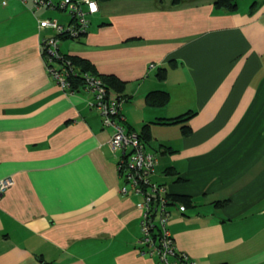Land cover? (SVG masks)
Returning a JSON list of instances; mask_svg holds the SVG:
<instances>
[{"label": "crops", "instance_id": "0c3cea01", "mask_svg": "<svg viewBox=\"0 0 264 264\" xmlns=\"http://www.w3.org/2000/svg\"><path fill=\"white\" fill-rule=\"evenodd\" d=\"M95 1L86 32L58 52L118 79L108 96L122 99L126 129L148 124L176 249L196 264H264V0L232 13L214 0ZM46 18L71 20L0 0V178L13 179L0 197V264H162L139 251L141 196L119 191L93 95L47 73ZM151 91L167 103L148 105Z\"/></svg>", "mask_w": 264, "mask_h": 264}, {"label": "built area", "instance_id": "2783aa9c", "mask_svg": "<svg viewBox=\"0 0 264 264\" xmlns=\"http://www.w3.org/2000/svg\"><path fill=\"white\" fill-rule=\"evenodd\" d=\"M25 2L26 0H21ZM33 7L45 6L59 8L69 13L71 20L67 25L56 19L46 18L38 21L39 28L52 29L53 35L42 39V54L47 73L63 90L71 91L69 78L73 70L56 61L59 58L57 35L77 38L88 28V16L98 10L95 0H31ZM83 90L93 95L89 106L98 111L102 125L111 129L109 144L118 152L116 170L122 183L121 193H134L141 196L140 252L155 256L162 264H196L185 253L178 251L166 223L170 216L169 197L163 184L153 180L152 175L157 163L156 155L148 151L138 134L126 129L121 123V98H110L103 82L95 76L83 75ZM13 185L11 177L0 178V197ZM183 211L185 207L179 206Z\"/></svg>", "mask_w": 264, "mask_h": 264}, {"label": "trees", "instance_id": "16d2710c", "mask_svg": "<svg viewBox=\"0 0 264 264\" xmlns=\"http://www.w3.org/2000/svg\"><path fill=\"white\" fill-rule=\"evenodd\" d=\"M237 3H238V0H214L213 1L214 8L216 10L221 11V12H227V13H232L236 11ZM57 37L59 39L61 38L63 39L66 36L64 34H59L57 35ZM71 39H75V38H71ZM56 61L66 66H68L67 64H69V67L73 70V74L69 78V82L71 85V91L73 92H77L83 88L84 86L83 75L85 74L95 76L101 79V81L103 82V84L105 85L107 89V93H109V90L118 89L117 86L120 83L117 78L113 76L98 75L94 67L88 61L82 58H79L76 56H69L67 54H60L59 58H57ZM168 99H169L168 93L165 91H151L147 93L145 101L148 105L154 106V105H164L165 103H167ZM192 115H193V112L188 111L187 113L183 115L169 119L168 123L187 121ZM182 127L184 128L183 132L187 133L188 130L186 129L188 128V126L184 124ZM137 134L140 140L144 143V145L147 146L150 140V135L148 133V124H144L140 132ZM180 198L184 199L186 197L181 196ZM184 202L185 204H187L186 200H184Z\"/></svg>", "mask_w": 264, "mask_h": 264}, {"label": "rangeland", "instance_id": "374dc122", "mask_svg": "<svg viewBox=\"0 0 264 264\" xmlns=\"http://www.w3.org/2000/svg\"><path fill=\"white\" fill-rule=\"evenodd\" d=\"M41 45H42V41H41ZM60 54V53H59ZM73 92V91H72Z\"/></svg>", "mask_w": 264, "mask_h": 264}]
</instances>
